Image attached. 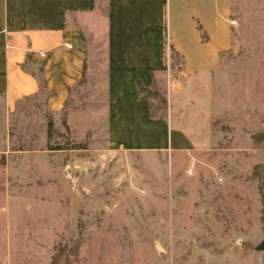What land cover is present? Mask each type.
I'll list each match as a JSON object with an SVG mask.
<instances>
[{"label":"rangeland","instance_id":"obj_1","mask_svg":"<svg viewBox=\"0 0 264 264\" xmlns=\"http://www.w3.org/2000/svg\"><path fill=\"white\" fill-rule=\"evenodd\" d=\"M234 10L229 66L188 74L172 52L149 89L168 147L110 143L105 84L83 80L57 115L44 93L21 103L0 132V264H264V0Z\"/></svg>","mask_w":264,"mask_h":264},{"label":"crops","instance_id":"obj_2","mask_svg":"<svg viewBox=\"0 0 264 264\" xmlns=\"http://www.w3.org/2000/svg\"><path fill=\"white\" fill-rule=\"evenodd\" d=\"M101 1L0 0V132L22 102L42 93L48 110L59 114L71 90L87 80L97 92L106 85L110 143L168 147L169 120L152 115L139 84L152 88L172 52L188 74L226 68L243 34L235 0H105L100 58L102 45L89 40V30ZM7 143L1 136L0 147Z\"/></svg>","mask_w":264,"mask_h":264},{"label":"trees","instance_id":"obj_3","mask_svg":"<svg viewBox=\"0 0 264 264\" xmlns=\"http://www.w3.org/2000/svg\"><path fill=\"white\" fill-rule=\"evenodd\" d=\"M200 28H202V26H199ZM139 89L141 90V91H143V92H146L147 94L149 93V89L148 88H146V87H143L141 84H139ZM153 115V114H152ZM154 116V115H153ZM49 132L50 133H52V131H53V129H54V124H53V122L52 121H50L49 122ZM264 182V180H261V182ZM260 185V187L262 186V183L261 184H259ZM261 191L263 192L262 193V197H263V199H264V189H261Z\"/></svg>","mask_w":264,"mask_h":264},{"label":"water","instance_id":"obj_4","mask_svg":"<svg viewBox=\"0 0 264 264\" xmlns=\"http://www.w3.org/2000/svg\"><path fill=\"white\" fill-rule=\"evenodd\" d=\"M257 249H258V250H261V251H264V238H263V240L261 241V243H259V245L257 246Z\"/></svg>","mask_w":264,"mask_h":264},{"label":"built area","instance_id":"obj_5","mask_svg":"<svg viewBox=\"0 0 264 264\" xmlns=\"http://www.w3.org/2000/svg\"><path fill=\"white\" fill-rule=\"evenodd\" d=\"M232 23L234 24V23H235V21H232ZM40 53H41L42 55L44 54V52H43V51H41Z\"/></svg>","mask_w":264,"mask_h":264}]
</instances>
